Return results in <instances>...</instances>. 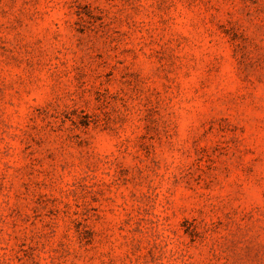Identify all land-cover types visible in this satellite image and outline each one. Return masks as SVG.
Masks as SVG:
<instances>
[{
    "label": "rangeland",
    "instance_id": "obj_1",
    "mask_svg": "<svg viewBox=\"0 0 264 264\" xmlns=\"http://www.w3.org/2000/svg\"><path fill=\"white\" fill-rule=\"evenodd\" d=\"M0 264H264V0H0Z\"/></svg>",
    "mask_w": 264,
    "mask_h": 264
}]
</instances>
